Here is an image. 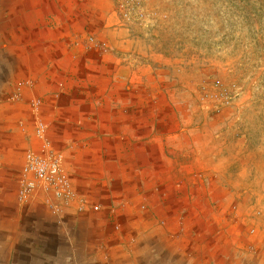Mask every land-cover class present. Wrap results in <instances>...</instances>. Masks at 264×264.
Instances as JSON below:
<instances>
[{"label": "crops", "instance_id": "0c3cea01", "mask_svg": "<svg viewBox=\"0 0 264 264\" xmlns=\"http://www.w3.org/2000/svg\"><path fill=\"white\" fill-rule=\"evenodd\" d=\"M59 6L30 11L15 42L0 46V233L8 242H57L56 254L66 234L73 244L92 241L87 255L105 264L198 259L221 223L203 219L179 193L191 192L201 173L216 188L233 177L221 171L223 150H208L204 135L179 122L170 77L144 76L128 53L116 57L87 42L98 27L105 32L108 12L96 11V0H75L72 11ZM39 123L64 156L76 194L90 202L87 211L74 202L55 217L42 191L20 204L27 155L46 154L35 136Z\"/></svg>", "mask_w": 264, "mask_h": 264}, {"label": "rangeland", "instance_id": "374dc122", "mask_svg": "<svg viewBox=\"0 0 264 264\" xmlns=\"http://www.w3.org/2000/svg\"><path fill=\"white\" fill-rule=\"evenodd\" d=\"M74 1L0 0V46H11L30 11L61 10L59 4L72 11ZM121 1L96 0V11L108 13L105 32L99 35L96 24L92 35L116 57L128 53L138 59L144 76L170 77L179 122L204 135L208 150H223L221 171L234 175L216 188L201 173L191 192L179 193L221 229L205 236L198 259L177 258V264H264V0H145V21L129 24L118 17ZM179 212V218L186 214ZM5 238L0 233V264L108 263L87 255L92 241L73 244L66 242L67 234L59 254L54 241L37 245ZM134 260L139 259L129 257L125 264H139ZM140 264L150 263L140 259Z\"/></svg>", "mask_w": 264, "mask_h": 264}, {"label": "built area", "instance_id": "2783aa9c", "mask_svg": "<svg viewBox=\"0 0 264 264\" xmlns=\"http://www.w3.org/2000/svg\"><path fill=\"white\" fill-rule=\"evenodd\" d=\"M144 4L145 0H123L118 5V17L125 24L144 22L147 17ZM86 40L91 46L109 50L106 42L94 37ZM41 104L40 101H35L34 107L39 109ZM35 136L43 142L46 154L27 155L18 192L20 204H28L42 191L47 196L46 205L55 217H62L74 202L78 203L79 211H87L91 204L86 198L76 194L72 179L64 168V156L55 151L47 140V126L44 123L37 125Z\"/></svg>", "mask_w": 264, "mask_h": 264}]
</instances>
